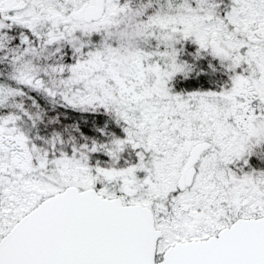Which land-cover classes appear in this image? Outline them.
<instances>
[{
	"label": "snow or ice",
	"instance_id": "snow-or-ice-1",
	"mask_svg": "<svg viewBox=\"0 0 264 264\" xmlns=\"http://www.w3.org/2000/svg\"><path fill=\"white\" fill-rule=\"evenodd\" d=\"M0 264H264V0H0Z\"/></svg>",
	"mask_w": 264,
	"mask_h": 264
}]
</instances>
